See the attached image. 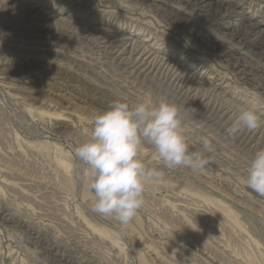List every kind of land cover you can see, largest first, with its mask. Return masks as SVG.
<instances>
[{"label": "rangeland", "instance_id": "374dc122", "mask_svg": "<svg viewBox=\"0 0 264 264\" xmlns=\"http://www.w3.org/2000/svg\"><path fill=\"white\" fill-rule=\"evenodd\" d=\"M24 1L0 11V264H264V196L246 184L264 128L226 131L238 106L255 107L264 120V0ZM218 4L226 10L218 13ZM120 34L190 80L126 60L124 44L112 43ZM161 99L179 108L189 151L210 163L166 168L143 140L145 166L164 175L146 184L143 207L121 225L93 211L87 166L74 150L113 101Z\"/></svg>", "mask_w": 264, "mask_h": 264}, {"label": "clouds", "instance_id": "9594fccd", "mask_svg": "<svg viewBox=\"0 0 264 264\" xmlns=\"http://www.w3.org/2000/svg\"><path fill=\"white\" fill-rule=\"evenodd\" d=\"M15 7L14 5L12 6ZM9 8L8 0H0V11ZM5 34L0 31V42ZM264 120L253 106H238V115L226 130L229 136L241 131L254 132ZM155 148L164 167L206 168L210 160L201 152H190L177 105L161 99L158 103L139 102L131 106L119 100L98 113L86 142L75 148V156L86 166L88 189L95 198L93 211L113 216L121 225H128L143 207L145 187L159 180L163 171L147 168L141 157L142 141ZM204 152H211L205 140ZM246 184L264 196V149L250 161Z\"/></svg>", "mask_w": 264, "mask_h": 264}, {"label": "bare ground", "instance_id": "6f19581e", "mask_svg": "<svg viewBox=\"0 0 264 264\" xmlns=\"http://www.w3.org/2000/svg\"><path fill=\"white\" fill-rule=\"evenodd\" d=\"M17 1L18 0H8V4H9V8H12L13 10H16L17 9ZM195 2H196V4H198V3H200V4H202V5H206L207 4V2H209V0H194ZM20 5L21 4H27L28 2H25L24 0H22V1H20V2H18ZM15 6L14 8L12 7V6ZM20 5H18L19 7V9H20V7H22V6H20ZM23 5V6H24ZM76 5V4H75ZM201 5V6H202ZM214 5V4H213ZM212 5V6H213ZM34 6V5H33ZM27 7V6H25L23 9H24V11H26V13H27V15H29L30 14V16L34 13V15H33V19H35V17H39V18H41V19H46L47 21H50V18L49 17H43V16H46V14H44L43 13V11L40 9V7H38V6H36V7ZM80 6V5H79ZM196 6V5H195ZM226 7L228 6L229 8L231 7V5L230 4H226L225 5ZM225 7H223V4H218V5H216V9L219 11L218 13H220V11H221V9H224ZM79 9V8H78ZM224 10H226V8L224 9ZM7 11V13H9L8 12V10H6ZM23 11V12H24ZM215 11V10H214ZM23 12L21 11V13L23 14ZM43 13V14H42ZM218 13H216V14H218ZM12 14H14L13 12H12ZM75 14V13H74ZM209 14V13H208ZM25 14H23V16H24ZM215 15V14H214ZM221 15H222V13H221ZM2 16V15H1ZM6 16V15H5ZM9 16V15H8ZM23 16L21 17V18H23ZM42 16V17H41ZM67 16V15H66ZM72 16V15H71ZM207 16V15H206ZM3 17H4V15H3ZM11 17H12V15H11ZM29 17V16H28ZM32 17V16H31ZM221 17V16H220ZM10 18V17H9ZM19 18V17H18ZM20 18V19H21ZM26 18H27V16H26ZM64 18V17H63ZM212 18H213V16H212ZM12 19V18H11ZM13 19H15L14 17H13ZM28 19V18H27ZM57 19V18H56ZM55 19V20H56ZM61 19V18H60ZM214 19V18H213ZM7 20H8V18H7ZM17 20V19H16ZM23 20H26V19H24L23 18ZM22 20V21H23ZM59 22H58V21ZM56 21L58 22V24L62 21V19L61 20H59V18L57 19ZM66 20V19H65ZM68 20V19H67ZM219 20V19H218ZM2 21H3V18H2ZM5 21V20H4ZM4 21H3V23H4ZM71 21V20H70ZM18 22V21H17ZM28 22V21H27ZM53 22V21H52ZM51 22V24H52V26H53V24L54 23H52ZM63 22V21H62ZM61 22V23H62ZM68 22V21H67ZM72 22V21H71ZM1 23V22H0ZM25 23V22H24ZM30 23V22H29ZM46 23V22H45ZM48 23H50V22H48ZM60 23V24H61ZM76 23V22H75ZM99 23V22H98ZM26 24V23H25ZM32 24V23H31ZM30 24V25H31ZM34 24V25H33ZM32 25L35 27V23H33ZM63 24H66L65 22H63ZM68 24H70V23H68ZM68 24H67V27H69V28H72V27H70V26H68ZM74 24V23H73ZM77 24V23H76ZM81 23H79V25H80ZM31 25V26H32ZM40 25V24H39ZM46 24H44V26H45ZM56 25V24H55ZM71 25V24H70ZM78 25V24H77ZM85 25V24H84ZM83 24H82V26H84ZM9 26V25H8ZM28 26H29V24H28ZM33 26H32V28H33ZM38 26V25H37ZM43 26V27H44ZM51 25H49V27H50ZM85 26H87V25H85ZM39 27H42V26H39ZM42 27V28H43ZM65 27V26H64ZM77 27V26H76ZM75 27V28H76ZM251 27V26H250ZM68 28V29H69ZM74 28V27H73ZM72 28V29H73ZM97 28V27H96ZM235 27H233V29H234ZM35 29V28H34ZM38 29V28H37ZM40 29V28H39ZM44 29V28H43ZM50 29H51V27H50ZM88 29H89V27H88ZM87 29V30H88ZM91 29V28H90ZM238 29V28H237ZM252 29V28H251ZM42 30V29H41ZM49 30V29H48ZM86 30V29H85ZM92 30V29H91ZM103 30V28L101 29V31ZM235 30H236V28H235ZM243 30V29H242ZM261 30V29H260ZM32 31V30H31ZM35 31V30H34ZM37 31V30H36ZM71 33H72V31L71 30H69ZM68 31V32H69ZM79 31H80V29H79ZM84 31V30H83ZM41 32V31H40ZM40 32H38V33H40ZM47 32V35H49V34H51V32H50V30H49V34H48V31H46ZM78 32V31H77ZM86 32V31H85ZM93 32V31H92ZM100 32V31H99ZM237 32V31H236ZM246 33L248 32V31H245ZM256 32V31H255ZM19 33V32H18ZM45 33V32H44ZM257 34H258V32H256ZM263 33V32H262ZM261 33V34H262ZM30 34H32V32L30 33ZM74 34V37H75V33H73ZM97 34V33H96ZM100 34V33H99ZM98 34V35H99ZM230 34V33H229ZM234 34V33H233ZM244 34V31H243V33H242V35ZM35 35V34H34ZM38 35H41V33L40 34H38ZM72 35V34H71ZM79 35V34H78ZM92 35V34H91ZM108 35H110V34H108ZM116 35V34H115ZM114 35V36H115ZM241 35V36H242ZM260 35V34H259ZM258 35V36H259ZM21 36H22V34H21ZM37 36V35H36ZM44 36V35H43ZM82 36V35H81ZM81 36H78V38L79 37H81ZM84 36H85V34H84ZM240 36V37H241ZM39 37V36H38ZM48 37V36H47ZM50 37V36H49ZM113 37V36H112ZM198 37V36H197ZM196 37V38H197ZM248 37V36H247ZM255 37H257V36H254V38ZM82 39H83V37H81ZM87 38V37H86ZM89 38V37H88ZM133 38V37H132ZM205 38V37H204ZM259 38V37H258ZM67 39V38H66ZM69 39V38H68ZM67 39V40H68ZM96 39V38H95ZM95 39H93L92 40V42L93 41H95ZM102 39H103V37H102ZM102 39H101V41H102ZM113 39H114V41L112 42L113 43V45L114 44H117L116 45V47L118 46H122V44H124V48L123 47H121V48H123V49H126V55H127V57L129 58V59H126V60H129L130 61V57H134L133 59H134V62H137V63H139L140 65H142V66H144V68L146 67V68H148V67H151V68H153L152 66H156V64H158L160 67L161 66H163V68H165L166 70H168V71H171V73H172V70L174 71V73L177 75V77H181V78H183V79H185V80H190V77L188 78V77H186V76H184L183 74H181L180 73V71H178V69H176V68H174L173 67V65H172V61L170 60V59H167V58H165V57H161L160 56V58H158V56H154V54L155 53H157L155 50L153 51L152 49L151 50H149V49H145V48H143L144 46H139L138 44H136V41H135V43L134 42H129L128 41V37H126L125 35H119V36H117V37H113ZM127 39V40H126ZM255 39H257V38H255ZM264 39V35L263 36H261V40H263ZM88 40V39H87ZM97 40V39H96ZM98 40H99V37H98ZM131 40V39H130ZM82 41V40H81ZM128 41V42H127ZM206 41H207V38H206ZM256 41V40H255ZM77 42V41H76ZM86 42V41H85ZM90 42V41H89ZM100 42V41H99ZM211 42V41H210ZM259 42V41H258ZM36 43V42H35ZM106 43V42H105ZM137 43H140V42H137ZM37 44H39V43H36V45ZM43 44V43H42ZM96 44V43H95ZM258 44V43H257ZM262 44V43H261ZM88 45V44H87ZM91 45V44H90ZM210 45V44H209ZM215 45V44H214ZM255 45V44H254ZM40 46V45H39ZM42 46L43 45H41V48H42ZM107 46V45H106ZM112 46V45H111ZM115 46V45H114ZM259 46H260V43H259ZM104 47H105V45H104ZM109 47H110V45H109ZM211 47V46H210ZM264 47V46H263ZM88 48V47H87ZM107 48V47H106ZM206 48V47H205ZM214 48V47H213ZM44 49V48H43ZM46 49V48H45ZM101 49V48H100ZM110 49V48H109ZM108 49V50H109ZM122 49V50H123ZM209 49V48H208ZM47 50V49H46ZM77 50V49H76ZM93 50V49H92ZM103 51V50H102ZM107 51V50H106ZM113 51H116V50H113ZM120 51V50H119ZM125 50H123V52H124ZM45 52V51H44ZM109 52V51H108ZM108 52H107V54H108ZM100 53H103V52H101V50H100ZM105 53V52H104ZM103 53V54H104ZM118 53H120V52H118ZM160 53V52H159ZM106 54V53H105ZM106 54V55H107ZM113 54H114V52H113ZM161 54V53H160ZM119 55V54H118ZM115 56H116V54H115ZM121 56V55H120ZM119 56V57H120ZM165 56V55H164ZM167 56V55H166ZM110 57V56H109ZM118 57V56H117ZM116 57V58H117ZM126 57V58H127ZM42 58V57H41ZM113 59H115V58H113ZM112 59V61H114ZM118 60V59H117ZM120 60V59H119ZM121 60L123 61L124 60V58H121ZM120 60V61H121ZM132 61V60H131ZM175 61V60H174ZM119 62V61H118ZM112 63V62H111ZM115 63V62H114ZM121 63V62H120ZM128 63V62H127ZM123 64H125L124 62H123ZM175 64H177V63H175ZM121 65V64H120ZM126 65V64H125ZM131 65V64H130ZM108 66V65H107ZM141 66V67H142ZM158 66V67H159ZM110 67H111V64H110ZM127 67H129V66H127ZM138 67V66H137ZM158 67H156V69L159 71V69H158ZM133 68V67H132ZM144 68H143V70H144ZM121 69H122V67H121ZM123 69H125V68H123ZM139 70V69H138ZM156 70V71H157ZM244 70V69H243ZM122 71V70H121ZM130 71V70H129ZM128 71V72H129ZM132 71H134L133 69H132ZM140 72L142 71V70H139ZM238 72H239V70H237ZM123 72V71H122ZM135 72V71H134ZM133 72V73H134ZM136 72H138V71H136ZM145 72V71H144ZM146 72H148V71H146ZM149 72H150V69H149ZM154 72V71H153ZM167 72V71H166ZM241 72V71H240ZM246 72H248V71H246ZM245 72V73H246ZM118 73V72H117ZM154 73H156V72H154ZM153 73V74H154ZM163 72H161V73H159L158 75H160V76H162L161 74H162ZM168 73V72H167ZM184 73V72H183ZM131 74H132V72H131ZM140 74V73H139ZM146 74V73H145ZM148 74V73H147ZM118 75V74H117ZM128 75V74H127ZM136 75V74H135ZM134 75V76H135ZM175 75V76H176ZM189 75V74H188ZM244 75V74H243ZM260 75V74H259ZM123 76V75H122ZM131 76V75H130ZM145 76V75H144ZM147 76V75H146ZM154 76H155V74H154ZM172 76V75H171ZM137 77V76H136ZM142 77V76H141ZM150 77V76H149ZM148 77V79H150ZM157 77V76H156ZM164 77V76H163ZM179 77V78H180ZM244 77V76H243ZM166 78V77H165ZM172 78V77H171ZM174 78V77H173ZM193 78V77H192ZM191 78V79H192ZM128 79V78H127ZM135 78L133 77V80H134ZM137 80H139L138 78H136ZM151 79H152V77H151ZM154 79V78H153ZM167 79H168V77H167ZM194 79V78H193ZM129 80H130V77H129ZM147 80V79H146ZM155 80V79H154ZM160 80V79H159ZM169 80V79H168ZM135 81V80H134ZM143 81H144V79H143ZM183 81V80H182ZM124 82V81H123ZM146 82V81H145ZM165 82V81H164ZM170 82V81H169ZM186 82V81H185ZM180 83H182V82H180ZM187 83V82H186ZM201 83V82H200ZM131 84V83H130ZM174 84H176V83H174ZM184 84V83H183ZM202 84V83H201ZM192 85V84H191ZM191 85H190V87H191ZM161 86V85H160ZM181 86V85H180ZM185 86V85H184ZM195 86V85H194ZM182 87V86H181ZM199 88V87H198ZM186 89V88H185ZM190 89V88H189ZM204 89H206V88H204ZM193 90V89H192ZM197 91V90H196ZM202 91V90H201ZM210 91V90H209ZM209 91H205V92H209ZM200 92V91H199ZM98 93V92H97ZM187 93H189V91H187ZM198 93V92H197ZM196 93V94H197ZM201 93V92H200ZM204 93V92H203ZM211 93V92H210ZM215 93V92H214ZM186 94V93H185ZM195 94V93H194ZM202 94V93H201ZM211 95L212 96H215L216 94H213V93H211ZM105 96H108V95H105ZM110 97V96H109ZM117 97V96H116ZM215 97H217V96H215ZM110 98H112V97H110ZM197 98V97H196ZM202 98V97H201ZM203 98H205V97H203ZM210 98V97H209ZM195 99V98H194ZM98 100V99H97ZM102 100V99H101ZM196 100V99H195ZM194 100V101H195ZM201 100H203V99H201ZM206 100V99H205ZM216 100H218V99H216ZM193 101V102H194ZM211 101V100H210ZM227 101V100H226ZM199 102V101H198ZM201 102V101H200ZM207 103H208V105L210 104L209 103V101H207ZM226 103V102H225ZM227 103H228V101H227ZM202 104V103H201ZM206 105V104H205ZM211 105V104H210ZM216 105V104H215ZM215 105H214V107H215ZM219 106V105H218ZM223 106V105H222ZM231 106V105H230ZM205 107V106H204ZM208 107V106H207ZM227 107H229V106H227ZM232 108H233V106H231ZM213 108V107H212ZM218 108V107H217ZM235 108H236V106H235ZM214 109V108H213ZM219 109V108H218ZM227 109H229V108H227ZM234 110V109H233ZM215 111H217V110H215ZM221 111V110H220ZM214 112V111H213ZM229 112V111H228ZM227 112V113H228ZM212 113V112H211ZM217 113V112H216ZM226 113V112H225ZM224 113V114H225ZM226 113V114H227ZM230 113V112H229ZM228 113V114H229ZM233 113H234V111H233ZM237 113V112H236ZM218 114V113H217ZM221 114H222V112H221ZM235 114V113H234ZM212 115V114H211ZM215 115V114H214ZM217 116V115H216ZM230 123V122H229ZM227 125V124H226ZM230 125V124H229ZM219 126V125H218ZM262 128H264V125H262L261 126ZM259 129V128H258ZM263 130V129H262ZM243 131H241V133H242ZM239 133V132H238ZM244 133V132H243ZM246 133H247V131H246ZM256 133V132H255ZM259 133V132H258ZM251 134V133H250ZM254 134V132L252 133V135ZM239 135H240V133H239ZM262 134L260 133V136H261ZM264 135V134H263ZM260 136H257V138L258 137H260ZM243 137V136H242ZM262 137V136H261ZM249 139H252V138H249ZM260 139H258V141H259ZM262 140V139H261ZM256 142H257V140H255ZM249 142V141H248ZM251 142V141H250ZM260 142V141H259ZM245 143H246V141H245ZM253 143V142H252ZM251 143V144H252ZM250 144V145H251ZM260 144V143H259ZM262 144H264V143H262ZM246 145V144H245ZM254 145V144H253ZM253 145H251V146H253ZM255 146V145H254ZM259 146V145H258ZM263 146V145H262ZM254 149H256L255 147H253ZM260 149V148H259ZM257 150V149H256ZM261 150H262V148H261ZM43 249V248H42Z\"/></svg>", "mask_w": 264, "mask_h": 264}]
</instances>
